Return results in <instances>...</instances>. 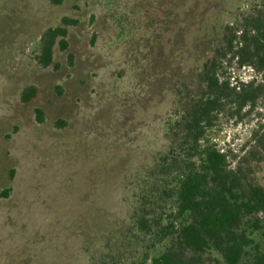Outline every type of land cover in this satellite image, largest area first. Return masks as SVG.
Here are the masks:
<instances>
[{
    "label": "rangeland",
    "instance_id": "374dc122",
    "mask_svg": "<svg viewBox=\"0 0 264 264\" xmlns=\"http://www.w3.org/2000/svg\"><path fill=\"white\" fill-rule=\"evenodd\" d=\"M260 2L0 0V264H152L170 248L136 227L139 203L150 217L174 212L176 180L157 163L183 152L178 118L213 57L231 86L255 81L257 100L239 108L224 92L203 144L264 187V75L236 58L243 19ZM65 17L74 21L68 46L58 38L44 67L42 36ZM238 230L253 240L241 261L250 264L264 214L242 218ZM185 256L226 264L214 248Z\"/></svg>",
    "mask_w": 264,
    "mask_h": 264
},
{
    "label": "trees",
    "instance_id": "16d2710c",
    "mask_svg": "<svg viewBox=\"0 0 264 264\" xmlns=\"http://www.w3.org/2000/svg\"><path fill=\"white\" fill-rule=\"evenodd\" d=\"M69 0H50L60 5ZM240 45L237 46L238 65H250L264 75V0L253 11L245 15ZM63 26L49 28L42 36L39 62L44 67L53 64V51L57 43L66 49L68 42L66 26L74 21L65 17ZM230 51L234 48L235 36H225ZM204 88L190 104L187 116H181L180 129L183 138L180 148L183 152L169 157L161 156L157 168L168 169L176 180L174 194L176 205L171 215L150 217L144 212L137 216L136 227L151 236L155 244L167 240L170 248L152 258V264H192L198 258L188 260L185 251L190 249L199 255L209 248L217 250L226 264H241L246 248L253 240L238 225L242 218L264 214V187L256 183H246L240 175V168H231L227 153L203 144L209 128L214 125L217 114L226 105L224 92L231 91L237 97L238 107L255 104L257 97L253 86L255 81L231 86L216 72V57L205 64L202 71ZM36 94L35 88L23 92V101H29ZM39 115L41 110H37ZM4 193H8L5 191ZM256 254L250 264H264L263 246L255 245Z\"/></svg>",
    "mask_w": 264,
    "mask_h": 264
}]
</instances>
